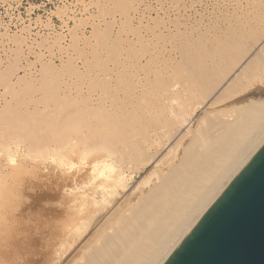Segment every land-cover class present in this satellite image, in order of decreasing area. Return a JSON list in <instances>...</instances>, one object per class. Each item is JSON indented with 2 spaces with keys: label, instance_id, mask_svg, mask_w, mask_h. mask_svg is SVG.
<instances>
[{
  "label": "bare ground",
  "instance_id": "obj_1",
  "mask_svg": "<svg viewBox=\"0 0 264 264\" xmlns=\"http://www.w3.org/2000/svg\"><path fill=\"white\" fill-rule=\"evenodd\" d=\"M240 3L239 15L173 67L150 75V59L109 45L112 66L99 49L96 71L80 76V85L98 83L95 93L76 100L65 90L46 119L4 127L27 129L16 137L43 147L39 156L49 152L68 177L64 207L48 218L46 242L33 244L32 264H163L264 144V0ZM257 79L250 97L235 98ZM149 164L148 178L125 196L132 174Z\"/></svg>",
  "mask_w": 264,
  "mask_h": 264
},
{
  "label": "rangeland",
  "instance_id": "obj_2",
  "mask_svg": "<svg viewBox=\"0 0 264 264\" xmlns=\"http://www.w3.org/2000/svg\"><path fill=\"white\" fill-rule=\"evenodd\" d=\"M240 2L0 0V264L38 260L31 255V248L35 242H46L47 220L62 211L63 197L59 196H64L68 180L57 158L52 159L49 152L39 156L43 147L29 149L23 138L16 137H22L27 129L15 134L5 132L4 127L27 116L33 123L46 119L61 106L54 97L65 90L76 100L81 99V93H95L98 83L90 77L80 85V76L86 70L91 74L96 71L94 53L99 49L103 50L104 65L112 66L106 51L109 45L122 49L128 59H150L145 66L150 75L173 67L184 51L205 47L215 32L223 30L227 19L239 15L243 9ZM260 80L264 81V76ZM256 81L245 83V91H237L235 98L243 102L251 96L260 84ZM39 139L43 141V136ZM152 166L132 174L125 196L148 178Z\"/></svg>",
  "mask_w": 264,
  "mask_h": 264
},
{
  "label": "water",
  "instance_id": "obj_3",
  "mask_svg": "<svg viewBox=\"0 0 264 264\" xmlns=\"http://www.w3.org/2000/svg\"><path fill=\"white\" fill-rule=\"evenodd\" d=\"M163 264H264V144Z\"/></svg>",
  "mask_w": 264,
  "mask_h": 264
}]
</instances>
